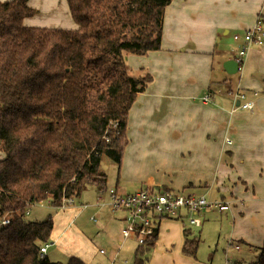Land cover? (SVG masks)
I'll list each match as a JSON object with an SVG mask.
<instances>
[{
  "label": "crops",
  "instance_id": "1",
  "mask_svg": "<svg viewBox=\"0 0 264 264\" xmlns=\"http://www.w3.org/2000/svg\"><path fill=\"white\" fill-rule=\"evenodd\" d=\"M28 3L38 13L26 25L78 27L67 0ZM258 16L264 19V0H171L164 9L161 48L125 55L129 67L146 68L153 80L129 111L125 161L123 156L129 169L109 188L123 193L145 188L187 191L231 202L228 210L201 212L198 224L163 219L151 264L200 262L181 253L187 227L218 252L206 260L210 264H220V246L225 258L232 255L241 264L246 255L254 260L264 243V45L250 48L236 72L226 68L242 43L234 35L252 27ZM237 91L245 93V100L236 97ZM244 101H251L252 108H240ZM95 193L96 199L108 201V191ZM81 207L91 208L99 217L100 232L120 244L121 212L87 202ZM72 255L91 264L82 252Z\"/></svg>",
  "mask_w": 264,
  "mask_h": 264
},
{
  "label": "trees",
  "instance_id": "2",
  "mask_svg": "<svg viewBox=\"0 0 264 264\" xmlns=\"http://www.w3.org/2000/svg\"><path fill=\"white\" fill-rule=\"evenodd\" d=\"M171 0H67L75 29L29 26L38 13L28 0H0V264H86L40 256L54 221L30 220L31 204L108 191L105 157L121 167L130 139L128 116L153 80L132 69L126 54L161 48ZM165 190V189H163ZM182 250L200 239L184 229ZM157 232L136 248L135 263L155 247ZM249 264H264V243Z\"/></svg>",
  "mask_w": 264,
  "mask_h": 264
},
{
  "label": "rangeland",
  "instance_id": "3",
  "mask_svg": "<svg viewBox=\"0 0 264 264\" xmlns=\"http://www.w3.org/2000/svg\"><path fill=\"white\" fill-rule=\"evenodd\" d=\"M127 155L128 148L126 146L123 152L124 161ZM102 166L106 174L108 175V184L111 186L116 183V178L118 176L122 178L123 169H125L126 172L128 171L129 161L126 160V162L123 164L122 158L120 172L117 165L107 157L103 159ZM109 185L108 191L110 189ZM95 191L96 190L93 187H89L82 193L80 198H73V204L68 203L66 199L64 200L61 207L53 206L47 200L42 201V203L40 204L34 203L29 206L28 211L25 214L26 218H30V220H44L47 217L51 216L55 221L54 239H51L49 241L48 247V255L50 260L67 262L72 254L82 252V254H86L88 257H90L91 264H94L97 261L101 262V264H107V257L99 254L98 250L100 248L107 249L108 247H111L113 251L111 253H108V256L114 255L113 252L115 253V251H117V247L119 246V244L116 242V237L114 239H109L106 233H104L103 231L100 232V226L98 224L99 217L97 216V214L94 211H91V208L81 207V204L85 202H87L90 206L95 205V207L97 208L103 207L101 205H97V203H101L102 200L99 201L95 198ZM184 193L189 192L184 191ZM5 217L8 218V216ZM92 217L96 218V220H93ZM177 221L182 223L180 220ZM165 224L166 222L162 223L161 229L164 228ZM182 224L189 226L188 220H183ZM195 228L196 226H193L192 230H194ZM115 232L117 233V230ZM118 236V239H120L121 232H118ZM200 244L202 250L201 252H199L198 249L195 255H187L183 252V250H181V253L185 256H189L195 262H197V260H200V262H197V264H210L208 263L209 261L206 260H211V255H218V252L215 251L214 247H211L212 244L207 243L206 241H202L200 242ZM221 244L225 246V243L221 242ZM160 245L167 246V243L162 241ZM136 248L137 244L134 240H124L120 250H118V262L127 260L130 264H136ZM155 248L156 246L152 248L150 252L146 253L143 256V264L152 263L151 256L153 255ZM219 250L221 251L219 255L220 264H228V262L230 264H240L234 261V257H232V255H229V257L225 258L221 246L219 247ZM170 252L174 253V251L172 250H170ZM252 258L253 256L246 255L241 264H249ZM178 264L181 263L178 261Z\"/></svg>",
  "mask_w": 264,
  "mask_h": 264
},
{
  "label": "built area",
  "instance_id": "4",
  "mask_svg": "<svg viewBox=\"0 0 264 264\" xmlns=\"http://www.w3.org/2000/svg\"><path fill=\"white\" fill-rule=\"evenodd\" d=\"M234 39L242 42L235 56V60L240 66L250 48L264 45V19L258 16L252 27L245 30L242 34H235ZM236 97L239 100H245V93L237 91ZM238 106L243 109H251L253 103L244 101L242 103L239 102ZM226 142L230 143L231 141L226 137ZM108 193V201L98 202L97 205H107L111 211L121 212L123 225L121 228L122 240L117 247V251L113 252L114 255L108 257L107 264H130L127 260L118 262V250H120L124 240H134L137 247L146 244L148 239L157 232L163 219L186 218L189 224L193 225L200 222L199 215L201 212L212 209L223 211L230 209L231 206V202L227 200H209L206 195L174 190L145 188L136 192L123 193L112 187ZM66 201L70 204L74 203L73 198ZM82 206L86 207L87 205ZM92 219L95 220L94 217ZM8 223L9 218L7 217L2 218L0 221V224ZM48 247L49 243L41 246L40 256L46 255ZM236 247L238 248V246ZM109 252V248H100L98 250V253L104 256H107ZM95 264L101 263L97 262Z\"/></svg>",
  "mask_w": 264,
  "mask_h": 264
},
{
  "label": "water",
  "instance_id": "5",
  "mask_svg": "<svg viewBox=\"0 0 264 264\" xmlns=\"http://www.w3.org/2000/svg\"><path fill=\"white\" fill-rule=\"evenodd\" d=\"M231 65L234 66V67L231 68ZM226 68L228 69V71L230 73H234V72H236L239 69V63L235 59H231L227 63Z\"/></svg>",
  "mask_w": 264,
  "mask_h": 264
}]
</instances>
